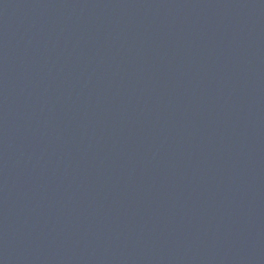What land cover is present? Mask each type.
I'll use <instances>...</instances> for the list:
<instances>
[{
    "label": "water",
    "instance_id": "95a60500",
    "mask_svg": "<svg viewBox=\"0 0 264 264\" xmlns=\"http://www.w3.org/2000/svg\"><path fill=\"white\" fill-rule=\"evenodd\" d=\"M0 264H264V0H0Z\"/></svg>",
    "mask_w": 264,
    "mask_h": 264
}]
</instances>
